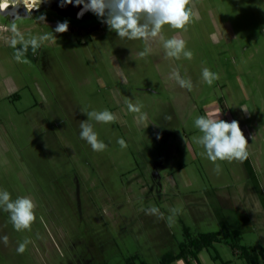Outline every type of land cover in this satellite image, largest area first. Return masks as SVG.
<instances>
[{"label":"rangeland","instance_id":"rangeland-1","mask_svg":"<svg viewBox=\"0 0 264 264\" xmlns=\"http://www.w3.org/2000/svg\"><path fill=\"white\" fill-rule=\"evenodd\" d=\"M188 7L191 22L164 25L147 41L146 58L138 56L145 41L118 37L92 12L0 16V190L36 204L30 230L16 231L0 211V237H8L0 240V264H126L134 256L162 264L187 235L234 229L242 246L264 248V0H191ZM64 21L68 31L56 33ZM13 23L25 39L50 31L56 39L18 62L8 43ZM172 37L186 42L192 59L166 55L164 40ZM205 67L219 75L211 86ZM174 71L191 79V91ZM105 109L116 120L90 121L107 144L97 152L80 138V123L83 112ZM206 115L239 122L247 160H218L215 171L192 139L202 135L194 120ZM152 206L163 218L147 213ZM199 258L247 264L224 243Z\"/></svg>","mask_w":264,"mask_h":264},{"label":"clouds","instance_id":"clouds-1","mask_svg":"<svg viewBox=\"0 0 264 264\" xmlns=\"http://www.w3.org/2000/svg\"><path fill=\"white\" fill-rule=\"evenodd\" d=\"M18 3L19 0H16ZM41 0H35V8H38ZM191 0H75V5H83L81 11L77 13L80 18L85 12L91 11L102 23H105L110 31H114L118 37L127 38L129 40L141 39L146 42L145 48L138 53L141 58H146L151 49L147 46V41L151 38L161 36L164 25H169L173 29H184L191 22L192 8L188 7ZM65 4H73V0H62L61 7ZM43 22L46 17L41 15L37 18ZM56 33H65L68 31V22H60L54 29ZM13 37L8 41L9 45L15 49L14 58L18 62L27 59L29 51L33 56L39 54V50L43 41L54 40L56 37L53 32L44 33L38 38L33 36L29 39L18 31L15 23L12 24ZM163 38V37H161ZM21 45V48H17ZM166 55L179 59L181 54L187 59H192L193 53L186 50V42L183 39L172 37L164 40L163 44ZM173 78L177 81L181 88L189 91L192 89L191 79L182 78L178 71H174ZM202 79L209 86L219 79V75L210 71L207 67L202 69ZM128 108L133 112H140V105L128 104ZM87 119L80 123V138L85 140L93 151H103L107 148V144L98 139V134L93 129L90 121L100 123H113L116 120L114 113L105 109L103 111L83 112ZM170 120L171 117H166ZM194 126L202 133L201 136H194L193 141L204 148L206 157L215 164V171L218 173L221 168L216 162L233 160L245 161L249 157L248 141L245 138L239 122L232 120L231 122L215 118L212 115L198 116L194 120ZM159 139V135L157 136ZM117 143L123 148L126 142L123 138L118 139ZM35 202L27 196L11 199L7 190H0V211L9 214L10 222L16 231L30 230L31 225L36 220ZM176 212L175 209L172 210ZM148 214L157 215L163 218L160 210L152 206L147 209ZM4 244L8 243V237L5 235L0 237ZM30 243L28 239L18 244L17 253L23 254L27 245Z\"/></svg>","mask_w":264,"mask_h":264},{"label":"trees","instance_id":"trees-1","mask_svg":"<svg viewBox=\"0 0 264 264\" xmlns=\"http://www.w3.org/2000/svg\"><path fill=\"white\" fill-rule=\"evenodd\" d=\"M187 235V232H186ZM241 233L239 230L234 229L224 233V235L216 232L200 233L195 236H186V239L179 244L177 253H167L162 258V264H173L177 261L183 260L186 264H191V261L198 262V255L203 250H210L214 244L224 243L228 245L235 255L246 261L247 264H259L264 262V248L257 252L251 248L242 246L240 244ZM214 261H218L217 254L212 255ZM138 257H130L127 259L126 264H148L145 261L139 260ZM220 264H227L220 261Z\"/></svg>","mask_w":264,"mask_h":264},{"label":"water","instance_id":"water-1","mask_svg":"<svg viewBox=\"0 0 264 264\" xmlns=\"http://www.w3.org/2000/svg\"><path fill=\"white\" fill-rule=\"evenodd\" d=\"M61 2L62 0H41L39 7L35 8V0H19L18 3L16 0H0V16L8 19L10 22L19 18H28L31 16V13L45 10H51L64 16H70L65 14V11H73L76 14L80 12L83 7V5H75V0H73V4H65L63 7H61ZM4 3H6L7 6L3 7ZM8 3H10V5H8Z\"/></svg>","mask_w":264,"mask_h":264},{"label":"flooded vegetation","instance_id":"flooded-vegetation-1","mask_svg":"<svg viewBox=\"0 0 264 264\" xmlns=\"http://www.w3.org/2000/svg\"><path fill=\"white\" fill-rule=\"evenodd\" d=\"M8 5H10V3H8ZM90 12H91V11H88V12L84 13V15H83L82 17H80V18H78V17H77V13L75 14V12H73V11H65V14L70 15L69 17H72V18L82 19V18L87 17L88 14H89ZM35 13H37V12L31 13V16H32L33 14H35ZM3 18H4V17H3ZM5 19H6V18H5ZM6 20H8V19H6Z\"/></svg>","mask_w":264,"mask_h":264},{"label":"crops","instance_id":"crops-1","mask_svg":"<svg viewBox=\"0 0 264 264\" xmlns=\"http://www.w3.org/2000/svg\"><path fill=\"white\" fill-rule=\"evenodd\" d=\"M198 262H199V264L202 263V262L200 261L199 255H198ZM226 263H228V262H226ZM175 264H186V263H185L183 260H180V261L175 262ZM191 264H198V263L195 262V261H191Z\"/></svg>","mask_w":264,"mask_h":264},{"label":"bare ground","instance_id":"bare-ground-1","mask_svg":"<svg viewBox=\"0 0 264 264\" xmlns=\"http://www.w3.org/2000/svg\"><path fill=\"white\" fill-rule=\"evenodd\" d=\"M5 6H7V4H6V3H4V4H3V7H5ZM85 13H86V12H85Z\"/></svg>","mask_w":264,"mask_h":264}]
</instances>
